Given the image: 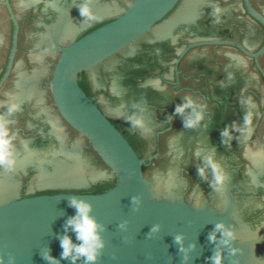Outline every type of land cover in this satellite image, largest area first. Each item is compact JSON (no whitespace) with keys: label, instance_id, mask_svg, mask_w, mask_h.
Segmentation results:
<instances>
[{"label":"water","instance_id":"obj_1","mask_svg":"<svg viewBox=\"0 0 264 264\" xmlns=\"http://www.w3.org/2000/svg\"><path fill=\"white\" fill-rule=\"evenodd\" d=\"M84 2L0 0V116L16 160L0 167V264H48L45 249L60 258L73 195L105 226L97 264H211L217 223L236 234L238 252L224 248V264H264V0H89L95 20L80 15ZM180 47L173 84L190 50L180 63L189 88L168 89L165 107L147 87H163L150 75L161 66L170 74ZM196 89L229 95L236 141L222 144L221 129L185 128L174 115L183 96L201 104ZM207 107L219 111L212 100ZM196 151L215 154L223 191L198 175ZM193 191L203 193L198 207ZM177 234L196 245L187 261Z\"/></svg>","mask_w":264,"mask_h":264},{"label":"clouds","instance_id":"obj_2","mask_svg":"<svg viewBox=\"0 0 264 264\" xmlns=\"http://www.w3.org/2000/svg\"><path fill=\"white\" fill-rule=\"evenodd\" d=\"M80 15L89 20L97 19L92 10L89 0H85L83 5L79 7ZM205 105H197V101L192 96H183L182 102L175 105L173 113L182 117V123L185 128H196L205 120V112L203 111ZM19 109V105H12L8 111L14 112ZM173 116L168 117L171 122ZM133 126L143 127L144 120L142 118L129 117ZM253 123L252 114H247L244 118V124L250 126ZM10 121L0 116V167H7L10 170L16 164L15 160V137L10 128ZM222 144L230 143L233 139V129L225 126L220 130ZM196 157H202L203 166L197 168V173L203 179L208 180L209 186L217 192L223 191L224 185L228 179L227 173L223 170L222 165L216 159L214 153L201 155L200 151L194 153ZM209 172L211 178L209 179ZM198 188V186H196ZM190 197H194V203L198 207L203 196L202 192L193 191ZM132 202L136 203L137 198L133 197ZM69 207L75 209V214L69 216L63 227L64 234L58 235L60 247L62 252L60 258L51 255L50 249H45L42 253L44 260L48 264H60L61 260H68L71 264H97L102 250L105 248V241L102 233L105 226L102 225L93 215V206L90 202L77 196H71L68 201ZM124 225L121 224V228ZM159 225H153L149 233L158 232ZM75 236V242L73 235ZM236 238L235 232L226 226L224 223H217L214 230L209 233L208 239L211 243L217 245L213 255L208 257L211 264H224V248H228L231 254L235 255L238 249L231 247ZM177 244L180 245V251L185 253V261L189 259L187 255L192 249L196 247L192 244L186 247L183 243V234H177L174 237Z\"/></svg>","mask_w":264,"mask_h":264},{"label":"flooded vegetation","instance_id":"obj_3","mask_svg":"<svg viewBox=\"0 0 264 264\" xmlns=\"http://www.w3.org/2000/svg\"><path fill=\"white\" fill-rule=\"evenodd\" d=\"M252 1V0H251ZM247 14V13H246ZM252 20V19H251ZM253 21V20H252ZM254 22V21H253ZM256 24V23H255ZM258 25V24H257ZM259 26V25H258ZM260 27V26H259ZM261 28V27H260ZM262 30V35H264L263 33V29L261 28ZM225 38V37H224ZM229 38V37H228ZM240 41L241 43L245 44L244 42H242L241 40H238ZM214 47H217V46H214ZM220 47V46H218ZM223 47V46H221ZM183 47H180L178 50H177V53L175 54V57L173 58L172 60V63H171V72L170 74L167 75V73L165 72V69H164V66H161L163 69L160 73H158L157 75H150V78L153 76L154 78H158L159 82L161 83V85L163 87H154L152 85H148L149 87H147L148 90H151L152 93H156L157 95L161 96V102L162 104L166 107V101L165 99H168L167 97H169L170 95V91L168 89H170L173 93L175 94H180L181 90L184 89V87H187V86H181V77L182 76V73L183 71L180 69V63L182 61H184L183 59L186 58L187 56V53L186 52L184 54V56L181 58L179 64H178V70H179V73H178V80H179V84L178 85H174L173 82L176 81V73H175V69H174V61L175 59L177 58L178 54L180 53V51H182ZM238 50V51H237ZM237 52H239L241 55H243L244 57H246L247 55H245L242 51H240L239 49H236ZM248 57V56H247ZM201 75L204 74V73H200ZM149 76H146L145 78H148ZM170 78V79H168ZM196 79V78H195ZM82 85L83 87L85 88V90L87 91V93L89 92L86 88V86L84 85V83L82 82ZM229 85V84H228ZM227 85V86H228ZM224 86V85H223ZM189 88V87H187ZM225 88V87H224ZM176 90V91H175ZM198 90L199 92V95L201 97V104L200 105H203V102H204V98L202 95H204L206 97V100H207V105L205 107V120L204 122L202 123L204 128H211L212 130H215V132H217V130H220L222 128H224L225 126H230V123H229V115L232 114V105H230L228 99H229V95L227 93H223V97H220V96H214V97H210L208 96V94L202 92L200 89H196ZM197 92V91H196ZM226 92V91H225ZM245 96V93L243 94ZM209 100H212L213 104L218 106V110L216 113L215 111L211 112V110L207 107L209 106ZM161 104V103H160ZM161 104V105H162ZM169 104V103H168ZM162 105V106H163ZM163 106V107H164ZM164 109V108H162ZM123 119V118H122ZM112 120V119H111ZM114 122V120H112ZM124 123L127 124L125 122V120L123 119ZM165 121H167L168 123V126L165 127L163 130L166 131V130H169L171 128V126L173 125L172 122H169L168 120L165 119ZM115 125L121 129L122 126L124 125H121L120 124V121L115 119ZM129 125V124H127ZM130 126V125H129ZM233 129V128H232ZM123 131V129H121ZM124 132V131H123ZM125 134V132H124ZM126 135V134H125ZM127 136V135H126ZM128 137V136H127ZM242 137V136H241ZM129 138V137H128ZM130 139V138H129ZM238 139V136L236 134V132L233 130V139L231 140L232 142L236 141ZM130 141L132 142L133 140L130 139ZM104 189H106V187L104 188H93V189H86L85 191H91V192H100V191H103Z\"/></svg>","mask_w":264,"mask_h":264}]
</instances>
